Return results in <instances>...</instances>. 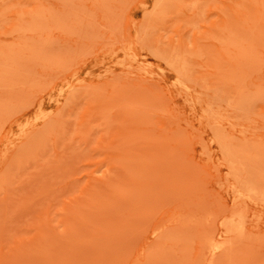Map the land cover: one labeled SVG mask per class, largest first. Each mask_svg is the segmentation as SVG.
Listing matches in <instances>:
<instances>
[{
    "label": "rangeland",
    "instance_id": "374dc122",
    "mask_svg": "<svg viewBox=\"0 0 264 264\" xmlns=\"http://www.w3.org/2000/svg\"><path fill=\"white\" fill-rule=\"evenodd\" d=\"M0 264H264V0H0Z\"/></svg>",
    "mask_w": 264,
    "mask_h": 264
},
{
    "label": "bare ground",
    "instance_id": "6f19581e",
    "mask_svg": "<svg viewBox=\"0 0 264 264\" xmlns=\"http://www.w3.org/2000/svg\"><path fill=\"white\" fill-rule=\"evenodd\" d=\"M215 248V247H214Z\"/></svg>",
    "mask_w": 264,
    "mask_h": 264
}]
</instances>
